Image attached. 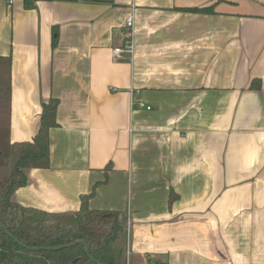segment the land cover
<instances>
[{"label": "crops", "instance_id": "obj_1", "mask_svg": "<svg viewBox=\"0 0 264 264\" xmlns=\"http://www.w3.org/2000/svg\"><path fill=\"white\" fill-rule=\"evenodd\" d=\"M10 1L7 144L34 142L59 101L50 167L13 200L76 212L88 196L130 222L134 261L264 264V0ZM131 16L135 55L114 60Z\"/></svg>", "mask_w": 264, "mask_h": 264}, {"label": "trees", "instance_id": "obj_2", "mask_svg": "<svg viewBox=\"0 0 264 264\" xmlns=\"http://www.w3.org/2000/svg\"><path fill=\"white\" fill-rule=\"evenodd\" d=\"M34 1L24 0L27 5ZM57 37L54 29V44ZM11 68V57L0 56V131L6 133L11 126ZM58 106L57 99L45 104L35 141L11 144L0 162V221L13 236L10 237L0 225V264H168L128 258L126 220L116 211L90 209L88 196L82 197L81 208L76 212H47L24 207L13 200L15 192L28 184L27 170L50 167L49 132L58 126ZM77 241L88 243L95 261L81 245L60 251L44 250Z\"/></svg>", "mask_w": 264, "mask_h": 264}, {"label": "built area", "instance_id": "obj_3", "mask_svg": "<svg viewBox=\"0 0 264 264\" xmlns=\"http://www.w3.org/2000/svg\"><path fill=\"white\" fill-rule=\"evenodd\" d=\"M10 3H13V0H11ZM126 33H127V39H126L125 45L123 47H118V48H115L113 50L114 60H118L122 54H127V55L131 56L132 58L135 55L136 44H135V36H134V17L133 16L129 17L126 21ZM140 106L142 108H146L147 110L152 109L151 107L146 106L143 103H141ZM127 235H128V242H129L130 222H128ZM130 256H131V252H130V248L128 246L127 257L129 258Z\"/></svg>", "mask_w": 264, "mask_h": 264}, {"label": "water", "instance_id": "obj_4", "mask_svg": "<svg viewBox=\"0 0 264 264\" xmlns=\"http://www.w3.org/2000/svg\"><path fill=\"white\" fill-rule=\"evenodd\" d=\"M0 225H1L2 228L8 233V235H9L10 237L13 238V236L7 231V228L2 224L1 221H0ZM15 241H16L19 245H21V246L24 247V245H23L21 242H19L18 240H15ZM76 245L84 246L85 251H86L88 257H89L92 261H95L94 258H93L92 255H91V253H90V248H89V245H88V243H87L86 241H77V242H75V243H71V244L66 245V246H60V247H54V248H44V250H46V251H60V250H63V249H65V248H71V247L76 246ZM33 250H38V249H33ZM97 264H101V263H100V262H97Z\"/></svg>", "mask_w": 264, "mask_h": 264}, {"label": "rangeland", "instance_id": "obj_5", "mask_svg": "<svg viewBox=\"0 0 264 264\" xmlns=\"http://www.w3.org/2000/svg\"><path fill=\"white\" fill-rule=\"evenodd\" d=\"M5 134L6 132L5 131H0V152H3V156H5L7 154V149H8V144H7V139L5 138ZM1 157L0 158V162L3 161V158L4 157ZM128 246H129V242H128V235L126 237V252H127V249H128Z\"/></svg>", "mask_w": 264, "mask_h": 264}]
</instances>
